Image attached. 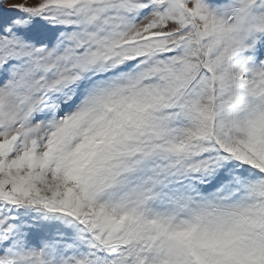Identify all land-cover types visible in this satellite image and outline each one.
<instances>
[{
	"label": "snow or ice",
	"instance_id": "snow-or-ice-1",
	"mask_svg": "<svg viewBox=\"0 0 264 264\" xmlns=\"http://www.w3.org/2000/svg\"><path fill=\"white\" fill-rule=\"evenodd\" d=\"M0 264H264V0H0Z\"/></svg>",
	"mask_w": 264,
	"mask_h": 264
}]
</instances>
